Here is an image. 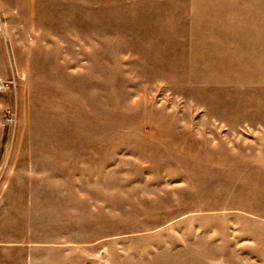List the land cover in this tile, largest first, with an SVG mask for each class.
Segmentation results:
<instances>
[{"label": "rangeland", "instance_id": "374dc122", "mask_svg": "<svg viewBox=\"0 0 264 264\" xmlns=\"http://www.w3.org/2000/svg\"><path fill=\"white\" fill-rule=\"evenodd\" d=\"M13 75L0 264H264V0H0Z\"/></svg>", "mask_w": 264, "mask_h": 264}, {"label": "built area", "instance_id": "2783aa9c", "mask_svg": "<svg viewBox=\"0 0 264 264\" xmlns=\"http://www.w3.org/2000/svg\"><path fill=\"white\" fill-rule=\"evenodd\" d=\"M16 80L17 78L15 75L7 79H0V93L11 90L15 86ZM15 116L16 112L13 109H8L4 114L5 120L8 124L14 120Z\"/></svg>", "mask_w": 264, "mask_h": 264}, {"label": "crops", "instance_id": "0c3cea01", "mask_svg": "<svg viewBox=\"0 0 264 264\" xmlns=\"http://www.w3.org/2000/svg\"><path fill=\"white\" fill-rule=\"evenodd\" d=\"M1 79V78H0Z\"/></svg>", "mask_w": 264, "mask_h": 264}]
</instances>
